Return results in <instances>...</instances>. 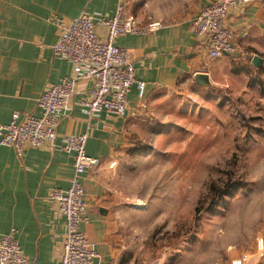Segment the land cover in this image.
Masks as SVG:
<instances>
[{"label":"crops","instance_id":"obj_1","mask_svg":"<svg viewBox=\"0 0 264 264\" xmlns=\"http://www.w3.org/2000/svg\"><path fill=\"white\" fill-rule=\"evenodd\" d=\"M211 1L0 0V125L9 123L14 112L40 116L39 95L70 74V65L53 55L59 36L55 17L70 21L86 12L111 18L122 5L123 16L140 27L149 20L162 24L153 32L124 34L115 40L116 46L130 51L135 78L145 84L142 98L131 88L124 116L101 113L87 118L78 103L93 82H80L69 108L57 117L52 147L26 146L18 155L13 147L0 145V237L15 230L22 252L32 264H58L66 228L48 193L70 186L73 155L61 148L63 138L84 131H88L85 152L98 158L100 165L82 176L88 221L80 230L94 244L96 264H133L116 198L107 191L104 180L122 157L130 155L136 122L170 92L211 87L217 66L225 71L239 64L245 70L264 67V1L242 2L227 16L236 53L209 59L191 32V22ZM253 56L263 59L260 67L251 64ZM198 73L208 75V85L194 80ZM111 162L114 167H109Z\"/></svg>","mask_w":264,"mask_h":264},{"label":"rangeland","instance_id":"obj_2","mask_svg":"<svg viewBox=\"0 0 264 264\" xmlns=\"http://www.w3.org/2000/svg\"><path fill=\"white\" fill-rule=\"evenodd\" d=\"M213 82L152 105L104 180L133 264H264V67Z\"/></svg>","mask_w":264,"mask_h":264},{"label":"built area","instance_id":"obj_3","mask_svg":"<svg viewBox=\"0 0 264 264\" xmlns=\"http://www.w3.org/2000/svg\"><path fill=\"white\" fill-rule=\"evenodd\" d=\"M245 1L251 0H213L192 19L191 32L196 42L206 50L209 59L236 53V47L231 42L233 33L226 25V19ZM123 15L124 8L118 5L111 18L94 17L86 12L70 21L55 17L59 36L52 48L53 55L70 65V74L59 83L49 85L39 95L37 105L40 116H21L14 112L9 123L0 125V145L13 147L18 155L26 146L52 147L56 138L57 117L69 108L80 82H93L90 91L78 103L81 112L89 119L101 113L124 116L133 86L138 98L144 96L145 84L135 78L130 51L116 46L115 40L124 34L153 32L162 24L155 21L140 27L132 18ZM87 139L88 131L63 138L61 148L73 155V175L67 189L53 188L48 193L56 212L63 216L66 228L58 248V264H96L94 244L80 230V225L88 221L82 176L88 169L100 165L98 158L86 154ZM114 165L115 162H111L109 167ZM0 264H32L23 254L15 230L0 237Z\"/></svg>","mask_w":264,"mask_h":264},{"label":"water","instance_id":"obj_4","mask_svg":"<svg viewBox=\"0 0 264 264\" xmlns=\"http://www.w3.org/2000/svg\"><path fill=\"white\" fill-rule=\"evenodd\" d=\"M250 60L251 64L255 67H260L263 64V59L259 56H253ZM194 80L201 86L209 84L208 75L205 73L196 74Z\"/></svg>","mask_w":264,"mask_h":264},{"label":"trees","instance_id":"obj_5","mask_svg":"<svg viewBox=\"0 0 264 264\" xmlns=\"http://www.w3.org/2000/svg\"><path fill=\"white\" fill-rule=\"evenodd\" d=\"M131 151H132V148H131ZM225 187H228V185H227V184H225ZM215 194H216V196H218V197H220V196H221V195H220V192H217V191H216V193H215Z\"/></svg>","mask_w":264,"mask_h":264}]
</instances>
